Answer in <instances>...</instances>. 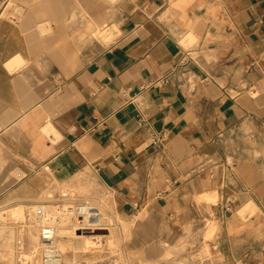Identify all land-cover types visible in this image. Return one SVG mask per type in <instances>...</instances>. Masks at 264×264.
<instances>
[{"label":"crops","instance_id":"0c3cea01","mask_svg":"<svg viewBox=\"0 0 264 264\" xmlns=\"http://www.w3.org/2000/svg\"><path fill=\"white\" fill-rule=\"evenodd\" d=\"M184 56L193 91L146 86ZM44 164L92 170L151 258L215 221L218 255L264 264V0H0V211Z\"/></svg>","mask_w":264,"mask_h":264},{"label":"rangeland","instance_id":"374dc122","mask_svg":"<svg viewBox=\"0 0 264 264\" xmlns=\"http://www.w3.org/2000/svg\"><path fill=\"white\" fill-rule=\"evenodd\" d=\"M223 165L225 169L226 164ZM200 169H207L213 177L215 172L220 171V165L217 162L206 163ZM44 181L46 190L40 197L3 205L0 211V264H21L16 242L22 235L26 242V263L38 264L40 246L36 235H39L40 226L36 219L40 216L41 205L46 219L58 215L67 218L69 207L77 206L86 199L101 209L102 221L107 226L85 233L64 230L57 242L65 264H230L217 254L219 249L214 247L213 231L218 229L215 221L196 232L190 229L187 235L164 244L166 246L160 256L151 258L142 246L132 243V221L118 213L113 192L98 180L92 170L86 169L84 173L79 172L61 183L49 170ZM18 204L24 206V213L11 217V212L5 209ZM114 223L119 224L114 226Z\"/></svg>","mask_w":264,"mask_h":264},{"label":"built area","instance_id":"2783aa9c","mask_svg":"<svg viewBox=\"0 0 264 264\" xmlns=\"http://www.w3.org/2000/svg\"><path fill=\"white\" fill-rule=\"evenodd\" d=\"M188 61L189 59L184 56L167 73L149 80L146 86L169 84L175 81L178 87L193 91L196 84V76L188 67ZM166 139V132L158 131L153 134L151 141L158 149H163ZM228 165H231L230 162H228ZM43 169L49 171L51 167L49 164H44ZM231 206L232 201L224 204L225 209H229ZM39 212L40 216H44L43 208L40 207ZM38 224L40 226L39 238L41 240L38 264H65L63 252L57 242V238L62 236L61 233L64 230L67 232L85 233L107 226L102 221L101 209L90 199L84 200L75 207L71 206L68 209L67 218L59 215L48 219L42 218ZM118 224L114 223V226H118ZM16 249L21 264H28L25 257L26 242L24 235L18 237Z\"/></svg>","mask_w":264,"mask_h":264},{"label":"bare ground","instance_id":"6f19581e","mask_svg":"<svg viewBox=\"0 0 264 264\" xmlns=\"http://www.w3.org/2000/svg\"><path fill=\"white\" fill-rule=\"evenodd\" d=\"M79 205V204H78ZM75 207V206H74ZM69 209H70V207H69Z\"/></svg>","mask_w":264,"mask_h":264}]
</instances>
